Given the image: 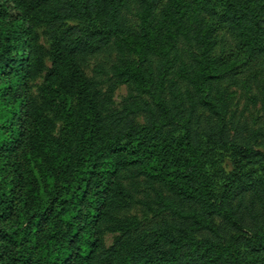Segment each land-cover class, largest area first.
Returning a JSON list of instances; mask_svg holds the SVG:
<instances>
[{"label":"trees","instance_id":"obj_1","mask_svg":"<svg viewBox=\"0 0 264 264\" xmlns=\"http://www.w3.org/2000/svg\"><path fill=\"white\" fill-rule=\"evenodd\" d=\"M0 264H264V0H0Z\"/></svg>","mask_w":264,"mask_h":264},{"label":"rangeland","instance_id":"obj_2","mask_svg":"<svg viewBox=\"0 0 264 264\" xmlns=\"http://www.w3.org/2000/svg\"><path fill=\"white\" fill-rule=\"evenodd\" d=\"M39 32V37H38V42L42 43L43 46L47 49L48 44L45 41V38L41 35V31L38 30ZM26 50V48L22 49V52H24ZM45 65L46 67H49L51 65V60L48 56V54H46L45 56ZM96 62V60L91 59V61L89 62V64L87 66H85L84 71L87 75L91 74V66L92 64H94ZM41 82V78L36 79L35 81H31V83H29L30 85V89L34 90L35 89V84H39ZM28 85V84H27ZM126 93V88L124 85H120L118 88H116L113 92V100L114 102L117 104L121 101V99L124 97ZM238 93V92H237ZM232 107L233 108H237L238 110H242V112L245 115H249L253 118H263V111L260 108L259 104H255V105H247V102L245 101L244 96H239V94H235L233 103H232ZM104 241L106 242V244H110L111 239H112V233L111 232H106L103 236Z\"/></svg>","mask_w":264,"mask_h":264}]
</instances>
